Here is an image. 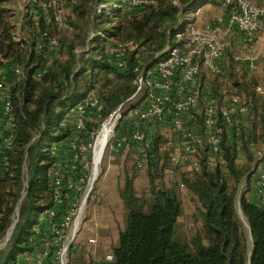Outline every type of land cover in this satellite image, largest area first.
<instances>
[{
	"label": "trees",
	"instance_id": "16d2710c",
	"mask_svg": "<svg viewBox=\"0 0 264 264\" xmlns=\"http://www.w3.org/2000/svg\"><path fill=\"white\" fill-rule=\"evenodd\" d=\"M10 1L0 0V84L2 76H6V82L13 85L16 133L15 145L10 157V172L0 180V245H3L9 237V241L0 251V264H16L21 254L32 250L30 236L34 223L40 212L48 207L44 202L43 194L47 192L52 197L49 182L52 157L48 143L67 141L73 133L70 127L60 126L65 113L88 91L96 90L100 80L97 78L99 75H104L109 87L106 91L101 90V99L105 103V116L125 102L135 92L132 80L136 75L134 69L136 58L139 56V50L132 52L128 57L126 69L119 71L106 55L104 47L108 39L101 40L95 37L90 40L87 37L92 29L85 30V37L81 38V43L88 41L93 52L86 55V58L88 57L86 62L82 60V68H74L78 61L77 55L73 54L76 51H73L72 45L68 46L71 57L65 64L56 65L58 59L53 57V67L54 64L56 66L52 72L60 74L62 71L69 73L73 70L74 87L71 85L65 90L59 85L57 87L51 82L47 83L40 89L36 110L31 112L26 102L29 101V90H35L33 82L36 67L33 64L35 59L39 62L44 59V52H36L35 44L29 45L26 40H17L16 25L11 20L9 11L4 8V5ZM114 1L81 0V8H76L74 12L79 20L92 19L96 27L104 24L97 22L100 17L103 19L107 17L111 28L105 29V32L115 37L118 32L124 30L121 28V22L118 21V24L114 22L119 19L121 10L117 9L111 13L105 11L102 16L97 15L98 4L104 2L112 5ZM200 1L178 0L179 5L169 4L164 9L147 11L143 14L142 22L130 25L129 33L137 41L138 48L146 47L150 52L162 53L170 38L174 37L173 29L178 22L179 11L186 7L193 9ZM151 7L154 6H149L147 9ZM43 14L44 12L30 7V15L38 17V21H44ZM151 20H154L152 26H150ZM69 23L74 24V22ZM74 28H77L75 24ZM163 56L165 55H160L157 61ZM89 64L91 70L88 68ZM15 66L23 68L24 78L17 79L12 70ZM112 75L126 78L127 83L121 85L116 80L112 82L109 79ZM49 76L44 77L45 80ZM111 82L112 86H110ZM20 93L23 96L21 102L18 99ZM259 118L263 131L264 152V104ZM31 129L40 132L39 139L33 143H31L33 137ZM234 137H237V134H234ZM236 145L234 140L223 141L222 166L210 169L203 164L198 172L183 176L186 188L201 203L204 227L207 231L208 242L205 243L197 238L194 250L176 238V224L183 213L182 200L177 188H167L163 184L159 187L153 186L152 199L145 207L137 197L133 178L127 175L120 195L128 210V217L126 228L119 235V244L113 250L115 259L112 264H264V209L250 202L245 196L250 189L251 178L256 173V169L251 170V167L256 166H253L255 157L248 142L241 149L246 155V160L239 164L238 145ZM263 160L264 158L261 161ZM24 163L29 165L27 172L30 177H28L27 193L21 200ZM229 179L233 180V186ZM245 181L249 188L242 194L240 207L250 229L251 247L247 243L243 223L236 208L237 194ZM19 214L20 220L16 222ZM21 223L23 225H20ZM10 231L12 233L9 235Z\"/></svg>",
	"mask_w": 264,
	"mask_h": 264
},
{
	"label": "built area",
	"instance_id": "2783aa9c",
	"mask_svg": "<svg viewBox=\"0 0 264 264\" xmlns=\"http://www.w3.org/2000/svg\"><path fill=\"white\" fill-rule=\"evenodd\" d=\"M157 1L130 0L128 6L143 10L148 6L156 5ZM218 2L226 16L219 18L215 23L201 24L195 19L184 25L178 22L173 29L175 44L168 46L161 53L165 56L154 65L139 63L135 67L136 75L133 81L135 92L105 119V103L94 92L89 93L82 102L71 108L72 135L67 141L54 142L50 147L52 162L49 168V182L52 204L39 215L38 222L33 227L30 238L32 250L21 254L16 264H69L70 246L79 232L88 204L89 191L86 190L87 187H91L97 176L95 155L106 123L113 124L114 128L108 137L105 150L108 149L114 154L123 150L137 153L139 168L145 167L149 157L151 143L147 131L149 133L151 127L155 125L170 127L178 134L183 164L198 170L201 166L199 157L202 151L205 152L204 162L210 168L213 169L218 163L223 162L224 136L233 137L234 134L238 136L241 133L243 125L246 124L245 118L251 116V104L237 95H231L227 104L219 107L213 101L214 95L210 86L204 88L201 84L202 73L206 69L216 76L224 75L228 55L237 49L225 41L224 36L234 29L240 33V42L245 44L244 48H241V54H233L234 60L245 62L251 71L259 67L250 56H242V52L248 50L252 56L255 51L257 35L264 29V5L251 0H218ZM51 4L50 1L33 0L32 8L45 13ZM124 7L123 3L101 4L98 12L111 13ZM63 13L60 11L56 18L60 25L64 24ZM95 37L96 35H92L90 40ZM236 44L234 40L233 45ZM46 45L54 54L60 51V42L55 37L48 38ZM44 46L40 45L38 49H43ZM136 50L138 45L132 41L116 42L107 47L106 54L117 70L124 71L129 55ZM49 66L50 64L46 63L36 70L34 78L43 79L49 73ZM12 70L18 80L25 77V72L20 66H15ZM141 94L144 95L141 105L125 107L128 102ZM14 97L13 85L6 82V76H2L0 180L10 172V157L15 145ZM197 109L202 115V126L195 130L189 126L188 118ZM119 123H124L123 134L116 135ZM66 125L65 120L60 124L61 127ZM251 183L257 199L254 204L264 209V160L261 161ZM24 185L23 197L27 193L28 181H24ZM90 243L95 244L96 239L91 238ZM114 259L113 254H108L95 262L112 264Z\"/></svg>",
	"mask_w": 264,
	"mask_h": 264
},
{
	"label": "rangeland",
	"instance_id": "374dc122",
	"mask_svg": "<svg viewBox=\"0 0 264 264\" xmlns=\"http://www.w3.org/2000/svg\"><path fill=\"white\" fill-rule=\"evenodd\" d=\"M45 1H50L52 4L49 10L43 14L44 21H38L39 16L36 13L35 15L38 17L30 15V7L32 6L33 0H11L4 5L5 10L9 11V14L12 17L11 20L16 25L15 32L17 40H26V42H29V45H36V52H44V59L42 60L43 62H39L36 59L34 60L33 65L36 67L35 71L44 66L46 63L50 64L48 67L49 73L47 74V76H50L47 78V80H45L47 76L41 80L35 79L33 82V84H35V90H29L30 97L26 104L31 112L35 111L37 108L41 87H45L46 84H50V82L58 87L61 80L75 82L73 70L69 72L70 74L64 71H62L60 74H57V72L52 71L56 65L61 66L62 64H65V62L69 61L71 57L68 49L69 45H72V47H74L73 51H76L73 53L74 56L77 55L78 64H76L74 68L78 69L83 67L82 60L86 62L88 59V57L86 58V55L90 52H93L91 51V46L88 44V41H86V43L84 41V44L81 43V38L85 37V30L88 31L89 29H92V32H89L90 34H88V39L92 35H96V37H99L101 40L108 39L106 42L107 44L104 47L105 52L109 45H112L116 42L132 41L138 45L137 41L129 33V28H131L130 25L137 22H142L143 14H145L147 11L151 12L154 10L157 11L164 9L167 8L169 4L179 5L178 0H176L177 3H175V0H158L156 6L154 5V7L148 9L146 7L143 10H139L137 8L128 6L130 0H115L114 3H123L125 4V7L120 9L121 14L119 19L114 21L117 22L116 24L121 22V28L124 30L118 32V35L114 37L111 36L109 32H105V29L110 30L111 28V25L108 24L107 17L104 19L103 17L99 18L97 22H103L104 24L99 25L98 27L94 26L92 19H90V21L79 20L74 10L76 8H81V0ZM251 1L259 5H264V0ZM101 4L109 5L103 2L98 4V7ZM60 11L64 12L62 14V20L63 22H67V26L60 25V22L56 21ZM104 12L105 11L98 12L97 10V15L102 16L101 14ZM26 14H28V16ZM225 16L226 13L222 9L218 0H201L197 5H195V7H193V9H190L189 7L181 9L178 13V22L184 25L188 21L195 19L196 22L201 24L215 23L219 18H223ZM22 19L25 20L24 26L21 23V21H23ZM69 22H74L75 26L79 28L80 31L77 28L75 29L74 24ZM153 24L154 20H151L150 26ZM21 26H23V28ZM263 31L264 30L260 31L257 35L254 44L255 51L252 56L249 54L248 50H245L244 53L242 52V56H250L254 59L255 64L257 63V65H259V67H264V34L261 37V33ZM129 36L130 38L127 39ZM52 37L57 38L60 42V51L56 54L51 53V50H49L48 46L46 45L48 38ZM224 39L225 41L231 43L233 48H237L236 51L233 50L228 55L229 60L226 66V72H224V75L222 76H216L205 69L202 73L201 84L205 82L210 85V89L214 95L213 101L217 103L219 107L223 104H227V100L231 95H237L241 99L250 102L252 109L251 116L245 118L244 122L246 124L243 125L241 133L234 138L225 135L223 141L226 140L232 142L234 140V142H236L238 145L237 162L241 164L244 160H246V155L239 151L242 149V147H244V145H246V143L248 144V142L252 140V148L254 149L253 154L255 157L253 166H256L255 168L251 167V170L256 169L257 171L258 167H260L262 158H264L262 137L263 131L261 128V119L259 118L262 111V106L264 104V70H260V73L258 69L251 71L248 67V64H245V62H237L234 60L233 54H241V48H244L243 46H245L243 42H240L241 36L237 30L234 29V31L227 33L224 36ZM234 40L237 42L235 46L233 45ZM175 42L176 41L173 37L170 38L166 48L168 46L174 45ZM40 45L45 46L43 49H38ZM138 50L139 56L136 58L137 63L135 66L139 65V63H145L148 66H152L157 62V58L161 55V52L153 53L152 51H148L146 47L143 49L139 47ZM83 56H85V58ZM53 57L58 59L56 60L57 63L56 65L54 64V67ZM88 66L89 70H91V65L89 64ZM59 68L61 69V67ZM97 78H100L97 83L98 87L96 90L94 89L92 91H94L97 97L101 98V90L106 91L109 87L107 82L104 80V75H99ZM109 79L112 80V82L116 80L118 84L121 85L127 83V79L121 76L117 78L112 75ZM133 80L132 87L134 88L135 86L133 84ZM112 82L110 83V86H112ZM258 88H260V90H258ZM18 99H20V102L23 100L21 93L19 94ZM143 100L144 95L141 94L134 100L128 102L125 107H137L141 105ZM206 101L208 100H205V102ZM201 113L203 115L202 106ZM107 115L108 114H106V116ZM106 116H104V119ZM198 123L199 126H202V118L199 119ZM132 124L136 125V123ZM123 127L124 123H119L118 127L116 128V135L123 134ZM146 130L149 129L146 128ZM30 132L33 135L31 140V143H33L39 139L40 132H38L37 129H31ZM147 135L149 143H151V148L149 157L147 158V162H145V167L143 168L138 167L137 153L134 154L131 152V150H123L122 152L116 154L111 153L108 149L105 150L102 162L98 168L99 172L97 171L96 179L92 183L91 187H87L86 190L87 192L89 191L88 204L83 214V219L79 232L76 235V239L70 246L69 264H97L95 260L104 258L108 254H113L114 248H116L119 244V235L126 228L128 217V210L125 207L120 195V191L125 185L127 175L133 178L137 197L140 203L144 204L145 207L148 206L152 199L151 188L153 186L159 187L163 184L167 188H177L182 200L183 213L176 224V238L180 242L189 245L191 250H194V243L197 238L202 239L205 243L208 242L207 231L204 227L203 208L201 203L183 183V176L192 175L198 172L203 164L205 165V152L202 151L201 156L199 157V160H201V166L197 170L190 165H186L181 162L182 151L180 139L178 134H176L170 127L166 128L164 126H152L149 130V133L147 131ZM48 144L51 147L53 142H49ZM49 146L48 148H50ZM218 166H222V163H218L216 167ZM23 167H25V172L24 170L22 171L24 174V177H22V185L24 190V181H28L30 174L27 172V168H29L28 163L27 165L24 163ZM207 167L210 168L209 166ZM229 180L233 186V180ZM248 188L249 187H247L246 181L242 184V186H240L236 198V208L243 223V232L247 238V243L249 247H251L252 238L250 229L244 219L240 207V199L242 194L246 192ZM23 190L20 198L21 200L24 199ZM43 196L44 202L48 205V207L51 206L52 197L50 194L46 192L43 194ZM44 210H42L40 214ZM38 218L34 223V226L37 224ZM18 220H20V214L18 215L16 222H18ZM20 225H23V223ZM91 238L96 239L95 244L90 243Z\"/></svg>",
	"mask_w": 264,
	"mask_h": 264
},
{
	"label": "crops",
	"instance_id": "0c3cea01",
	"mask_svg": "<svg viewBox=\"0 0 264 264\" xmlns=\"http://www.w3.org/2000/svg\"><path fill=\"white\" fill-rule=\"evenodd\" d=\"M195 7V6H194ZM97 8V7H96ZM194 9H196V8H194ZM27 15V14H26ZM23 20V19H22ZM21 23L24 25V23L21 21ZM64 26H67L68 24H67V22H64V24H63ZM22 27V26H21ZM264 30V29H263ZM263 34H264V31L261 33V37L263 36ZM261 37H260V39H261ZM90 39V38H89ZM229 60V59H228ZM258 69V71H259V73H260V70H264V67H258L257 68ZM258 73V74H259ZM71 85H72V87H74V85H73V82L72 81H64V80H61V82L59 83V86L60 87H62V88H64L65 90H68L70 87H71ZM202 85L204 86V88H206V87H209L210 85L209 84H207V83H205V82H203L202 83ZM208 85V86H207ZM210 88V87H209ZM92 92H94V91H92ZM89 93H91V91H88L85 95H84V97L79 101V102H77L75 105H77L78 103H80V102H82L85 98H86V96L89 94ZM75 105H73L71 108H73ZM71 108L65 113V115L63 116V118L61 119V121H60V124L65 120V122H66V126H64V127H70V128H72V126H73V123H72V114H71V112H70V110H71ZM202 118V115H201V113L199 112V109H197L191 116H189V118H188V123H189V126L191 127V128H193V129H198V127H199V123H198V121H199V119H201ZM63 128V127H62ZM250 149L252 150V151H254V149L252 148L253 147V141L251 140L250 141ZM239 150H240V148H239ZM239 152H241L242 153V151L240 150ZM245 162V160L242 162V163H244ZM223 163H224V160H223V162H222V165H223ZM254 176H255V174L252 176V178H251V182H252V180L254 179ZM250 182V189L247 191V193H246V199H248L250 202H252V203H256V201H257V199H256V195H255V191H254V189H253V187H252V183Z\"/></svg>",
	"mask_w": 264,
	"mask_h": 264
},
{
	"label": "bare ground",
	"instance_id": "6f19581e",
	"mask_svg": "<svg viewBox=\"0 0 264 264\" xmlns=\"http://www.w3.org/2000/svg\"><path fill=\"white\" fill-rule=\"evenodd\" d=\"M114 128V125L111 123H106L104 125L103 133L101 135V138L98 143V148L96 150V155H95V172L98 171L99 165L102 162L104 152H105V147L108 141V137L110 133L112 132ZM99 172V171H98Z\"/></svg>",
	"mask_w": 264,
	"mask_h": 264
},
{
	"label": "water",
	"instance_id": "95a60500",
	"mask_svg": "<svg viewBox=\"0 0 264 264\" xmlns=\"http://www.w3.org/2000/svg\"><path fill=\"white\" fill-rule=\"evenodd\" d=\"M12 233V231L9 232V235ZM9 241V237L7 238L6 242L3 245H0V251L2 250V248L7 244V242Z\"/></svg>",
	"mask_w": 264,
	"mask_h": 264
}]
</instances>
